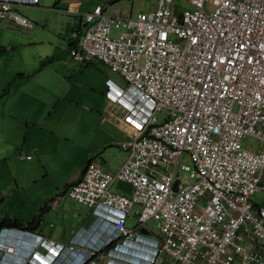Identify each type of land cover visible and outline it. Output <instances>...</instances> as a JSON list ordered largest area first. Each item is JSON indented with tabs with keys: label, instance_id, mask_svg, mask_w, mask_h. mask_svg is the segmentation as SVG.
<instances>
[{
	"label": "built area",
	"instance_id": "2783aa9c",
	"mask_svg": "<svg viewBox=\"0 0 264 264\" xmlns=\"http://www.w3.org/2000/svg\"><path fill=\"white\" fill-rule=\"evenodd\" d=\"M111 1L84 14L70 53L126 82L109 79L107 95L127 107L136 129L119 144L127 156L115 171L90 161L68 189L99 219L95 226L62 244L4 225L0 264H147L137 255L150 245L153 264H264V208L252 201L264 173V0H157L130 17L107 15ZM38 2L0 0V25L33 28L18 7ZM117 182L130 195L115 191ZM107 218L112 235L100 242ZM150 220L156 228L139 232ZM30 240L34 248L23 250ZM51 251L59 262L47 260ZM77 252L86 260L73 262Z\"/></svg>",
	"mask_w": 264,
	"mask_h": 264
},
{
	"label": "crops",
	"instance_id": "0c3cea01",
	"mask_svg": "<svg viewBox=\"0 0 264 264\" xmlns=\"http://www.w3.org/2000/svg\"><path fill=\"white\" fill-rule=\"evenodd\" d=\"M131 1V8L128 10L122 6V0H112L105 9L106 14L114 16L116 12L119 11L122 16L130 17L142 11H148L147 9L152 10L157 5L156 2L150 6L146 5L145 7L136 8L135 0ZM99 2L100 0H39L37 4L19 6L18 11L28 17L25 13H28V11L32 9H54L55 14L66 15L69 18H73L74 23L70 22L69 25L62 24L59 29L54 30L55 35L56 33L62 34L66 31L69 33L67 47L71 50L76 40L75 35L81 34L85 29L84 14L91 11ZM28 18L34 22L33 19L30 17ZM34 24L35 26L29 30L21 28L22 30L29 31L24 32L25 34L11 32L16 36L15 39L12 40L9 39L10 33L2 35L0 32V50L4 48L9 51L10 56H8V58L11 62L9 70L4 71L0 78V154L5 155L6 148L17 143L22 133L34 139L37 133L35 130L31 129V125H39L41 127L42 131L39 133V137H47L48 134L52 133L61 136L67 135L69 140H73L78 136L85 138L87 149L84 151L81 150L79 153L75 151L77 154H80L84 160L69 176L67 185L64 188L65 194L62 195L58 193L53 198L47 200L44 204L46 208L40 215L39 224L30 228L54 238L62 244H67L73 238L75 231L91 229L98 221L92 210L69 199V187L81 178L90 161L101 165L105 169L118 170L127 156V153L120 148L119 144L133 137L136 133V129L125 120L128 114L127 107L119 102H112L108 96L106 104L105 98L101 100L102 105L104 103L106 106V114L100 112L96 113L93 110H86L91 115V118L97 121L96 124L90 126L78 124L74 129H68L67 125L64 126L66 122L63 123L58 120V124L48 123V116L45 114L44 119L42 118L43 120L39 119L41 118L39 115L42 114L43 116V112L45 113V109L47 110L48 96L43 95L41 92L43 88L34 86L32 81H29L30 78L36 73H42L46 76H50L53 72L57 74H66L67 68L64 66L63 60L56 61L61 58L60 53L63 55V52H65L63 43H58L57 41L53 42L51 38H46L48 34L43 33V31L41 32L38 30L37 32H33L32 30L36 27V24L39 25V23L34 22ZM0 26L5 28L14 27L16 25ZM3 40L6 42H3ZM4 43L12 46H8V48L4 47ZM57 53H59V55ZM49 56H54V59L42 65L43 60ZM90 63H86V65L88 66ZM3 69L4 68L0 66V72ZM18 73H25L28 74V76L20 78L17 77ZM109 79H113L117 84L122 86L117 79L115 80L112 76H109L105 82L107 83L105 92L108 91L109 88ZM46 90L45 88V91ZM60 99L66 100L67 95L62 94ZM81 108L84 109L83 107ZM105 119H107V123L104 126ZM18 120H20L21 123L17 124ZM45 125H48L49 128ZM35 151L37 154L39 153L37 149H35ZM25 155L32 156V154ZM122 185L123 184L119 185V187L128 188V185ZM3 191H6V189ZM0 199L3 201L2 197H0ZM252 201L256 207L264 208V173L262 174L260 189L254 193ZM38 203L41 202L39 201ZM1 207L2 205L0 208ZM24 210H26L25 212L27 214H11L0 209V219L9 217L28 222L38 216H34V212H30L27 209ZM30 217L33 218L31 219ZM130 218L131 216L128 219V224L134 227L135 224H130ZM56 219H59V222ZM143 228L149 230L148 227ZM164 263H166V261H160L158 264Z\"/></svg>",
	"mask_w": 264,
	"mask_h": 264
},
{
	"label": "rangeland",
	"instance_id": "374dc122",
	"mask_svg": "<svg viewBox=\"0 0 264 264\" xmlns=\"http://www.w3.org/2000/svg\"><path fill=\"white\" fill-rule=\"evenodd\" d=\"M156 2L157 0H135V6L136 8L145 7ZM121 4L129 10L132 1L122 0ZM176 4L190 7L185 0H176ZM25 14L33 19L34 22L39 23V25L36 24V27L32 30L33 32L43 31V33L48 34L46 38H51L53 42L63 43V49H65L63 55L60 53L61 58L56 61L63 60V64L67 68L66 74L53 72L50 76H46L42 73H36L29 80L32 81L34 86L42 87V94L48 96L47 110L45 109L43 116L42 114L39 115L41 117L39 119L43 120L44 116L47 115L48 123L58 124L59 122H66L64 126L67 125L68 129H74L78 124L82 126L96 124L97 121L91 118V115L86 110L106 114L105 104L108 95L107 91L105 92V86L107 87L105 82L107 77L112 76L122 86H125L126 82L118 73L99 61L90 63L87 66L86 63H82L71 56L67 47L69 33L66 31L55 35L54 30L59 29L62 24L69 25L70 22L74 23L73 18L55 14L54 9H32ZM0 32L2 35L10 33L9 39L12 40L16 36L11 32L25 34L24 32L29 31L22 30L16 26L5 28L0 26ZM3 42L6 41L3 40ZM3 46L8 48V46L12 45L4 43ZM57 54L59 55V53ZM8 56H10L8 50L4 48L0 50V66L4 68L0 72V78L3 72L9 70L11 66ZM45 88L47 89L46 91ZM62 94L67 95L66 100L60 99ZM104 98L105 104L103 103L102 105L101 100ZM157 116L159 120L164 119L166 110L157 112ZM106 120L104 121V126L107 123ZM18 123H21V121L18 120ZM45 126L49 128L48 125ZM31 129L37 133L34 139L22 133L17 143L6 148L5 155L0 154V156H4L0 157V194H2L0 197L3 198L0 209L11 214H27L26 210H24L27 209L30 212H34V216L41 215L44 211L40 213L41 208L45 206L44 204L47 200L58 193L65 194L64 188L67 185L69 176L83 162L84 159L75 151L79 153L81 150L87 149L85 138L80 136L73 140H69L67 135L61 136L52 133L48 134L47 137H39V133L42 131L41 127L39 125H31ZM246 142L255 143L256 140L248 137ZM35 149L40 154H37ZM25 154H32L33 158H23L22 155ZM119 185L121 183L117 182L113 189L118 192H122L121 190L127 191L123 193L130 195L129 186L126 189L119 187ZM122 186L125 185L123 184ZM5 189L6 191H3ZM39 201L41 203H38ZM56 220L59 222V219ZM137 222V217L132 214L130 224L133 225ZM147 226L149 230L153 231L156 228V222L150 220L147 222Z\"/></svg>",
	"mask_w": 264,
	"mask_h": 264
},
{
	"label": "clouds",
	"instance_id": "9594fccd",
	"mask_svg": "<svg viewBox=\"0 0 264 264\" xmlns=\"http://www.w3.org/2000/svg\"><path fill=\"white\" fill-rule=\"evenodd\" d=\"M96 217V216H95ZM98 219V218H97ZM99 222V219L98 221L96 222V224ZM110 222V219L107 218L106 221L104 222V224H102V226L99 228L98 232H101V233H97L96 236L99 237L97 238L100 242L105 240L107 241L108 240V237L112 235V226L111 224H108L107 227L106 224ZM9 240V238L7 237H2L0 239V242L3 243V242H7ZM115 242V241H114ZM151 244H153L155 242V240L153 238H151ZM36 243L35 240H30L29 241V244L27 243H24V246H23V250H30L32 248H34V244ZM29 246V247H28ZM133 248V247H132ZM134 252V250H127V252L125 254H132ZM141 255H145V259L143 262L147 263V264H153L154 263V248L150 245V246H146V247H143L140 251V253H138V257L141 256ZM46 258L47 260H55L57 262L60 261V258H58V253L56 252H48V254H46ZM69 259H71V256L69 257ZM86 260V255L82 252H77L76 255H75V258H73V262H83ZM14 263H17V264H20V262L17 261V259L14 261Z\"/></svg>",
	"mask_w": 264,
	"mask_h": 264
},
{
	"label": "trees",
	"instance_id": "16d2710c",
	"mask_svg": "<svg viewBox=\"0 0 264 264\" xmlns=\"http://www.w3.org/2000/svg\"><path fill=\"white\" fill-rule=\"evenodd\" d=\"M54 56H49L46 57L43 62L42 65H45L46 63H48L49 61L53 60ZM86 63V62H85ZM28 76V74L25 73H18L17 77H26ZM2 202V200L0 199V203ZM46 206L41 208L40 213L45 210ZM40 222V215L36 216L33 218V220L28 221V222H23L20 219H12L9 217H4L0 219V227L4 226V225H10V226H17V227H22V228H31L32 226H37Z\"/></svg>",
	"mask_w": 264,
	"mask_h": 264
},
{
	"label": "water",
	"instance_id": "95a60500",
	"mask_svg": "<svg viewBox=\"0 0 264 264\" xmlns=\"http://www.w3.org/2000/svg\"><path fill=\"white\" fill-rule=\"evenodd\" d=\"M140 232H141V233H144V234H148V230H146L145 228H141V229H140Z\"/></svg>",
	"mask_w": 264,
	"mask_h": 264
},
{
	"label": "bare ground",
	"instance_id": "6f19581e",
	"mask_svg": "<svg viewBox=\"0 0 264 264\" xmlns=\"http://www.w3.org/2000/svg\"><path fill=\"white\" fill-rule=\"evenodd\" d=\"M96 219H97V218H96ZM138 259H139V261H144V259H145V255H141V256H139Z\"/></svg>",
	"mask_w": 264,
	"mask_h": 264
}]
</instances>
